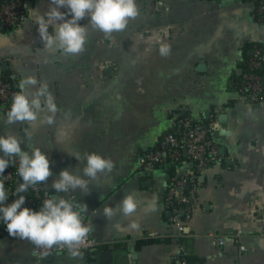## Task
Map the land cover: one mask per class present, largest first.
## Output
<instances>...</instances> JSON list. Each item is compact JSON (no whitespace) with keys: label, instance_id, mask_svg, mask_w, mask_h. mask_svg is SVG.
Returning a JSON list of instances; mask_svg holds the SVG:
<instances>
[{"label":"crops","instance_id":"crops-1","mask_svg":"<svg viewBox=\"0 0 264 264\" xmlns=\"http://www.w3.org/2000/svg\"><path fill=\"white\" fill-rule=\"evenodd\" d=\"M222 1L137 0L139 14L124 30L105 34L89 26L75 55L43 46L30 10L45 11L49 0H29L18 28L0 23V70L15 94L19 80L32 75L57 103L53 124L30 128L29 142L47 153L54 174L43 190L55 192L51 183L61 168L81 171L83 161L70 153L97 151L114 164L89 181L88 193L73 191L87 205L82 215L99 246L37 256L30 241L10 236L0 222V264H178L180 242L193 264H264V102L251 104L236 92L253 45L264 59V24L253 17V0ZM7 110L0 104V118ZM183 115L210 126L223 161L199 176L186 236L176 239L164 202L170 172L145 171L138 162ZM25 127L4 124L0 131L23 138ZM129 193L137 207L125 215L119 204ZM105 206L114 208L110 218ZM146 232L155 238L143 240ZM209 232L225 244L215 246Z\"/></svg>","mask_w":264,"mask_h":264},{"label":"clouds","instance_id":"clouds-1","mask_svg":"<svg viewBox=\"0 0 264 264\" xmlns=\"http://www.w3.org/2000/svg\"><path fill=\"white\" fill-rule=\"evenodd\" d=\"M30 12L45 48L75 55L84 50L89 26L105 34L122 31L139 14V8L137 0H49L45 11L33 8ZM85 17L87 25L80 23ZM18 88L6 114L0 118V125L26 122L27 127L23 138L11 131H0V176L12 164L20 182L11 193L15 196L11 201L9 191L0 183V222L6 225L10 236L26 239L42 249L63 245L76 255L90 227L82 219L87 205L73 199V191L88 193L89 181L110 171L113 161L97 151L70 153L77 161H83L81 171L61 168L51 183L55 192H46L38 208L28 206L24 193L54 175L47 153L29 142L30 128L36 123L53 124L58 108L48 85L39 83L34 76L21 78ZM30 88L34 89L31 94ZM119 207L128 215L136 209L137 202L129 193L121 199ZM103 214L110 218L114 208L105 206Z\"/></svg>","mask_w":264,"mask_h":264},{"label":"built area","instance_id":"built-area-1","mask_svg":"<svg viewBox=\"0 0 264 264\" xmlns=\"http://www.w3.org/2000/svg\"><path fill=\"white\" fill-rule=\"evenodd\" d=\"M28 1L0 0V23L2 26L7 29L20 27L26 18L23 8L26 7ZM253 1L255 2L253 17L264 24V0ZM261 57V47L253 45L236 84L237 95L251 104L264 102V71H261L263 64ZM14 94L15 90L11 82L0 70V104L2 108L10 107ZM175 125V131L165 132L151 149L140 156L138 164L139 168L145 171L161 166L168 168L170 180L164 202L170 209V220L176 226L177 231L174 237L177 239L186 236L184 232L196 201L199 176L220 164L223 161V156L220 153V139L212 134L210 126L204 121L190 115H183L176 120ZM183 150L186 152V159L182 156ZM167 160L171 166H168ZM188 162L192 164L191 168H187ZM10 166L4 170V175L0 176V183H3L9 191V200L11 201L15 199L11 193L14 192L19 182L14 178ZM29 189L31 195L24 193L27 196L26 204L38 208L45 198L46 192L40 184ZM72 198L75 199V196ZM82 219L89 226L88 220L83 215ZM261 223L264 229V208L261 212ZM208 235L212 238L215 246L219 247L226 242V239L218 233L209 232ZM155 236V232H146L144 238H155ZM236 236L237 234L231 232L228 235V241L236 242ZM31 244L32 251L37 256H52L67 248L63 245H54L51 248L42 249L32 242ZM99 245L100 243L91 238L88 233L78 245L77 250L82 252ZM240 248L245 249L244 246H240ZM184 250V244L180 242L175 254L178 264H190L187 260L188 254H185Z\"/></svg>","mask_w":264,"mask_h":264},{"label":"trees","instance_id":"trees-1","mask_svg":"<svg viewBox=\"0 0 264 264\" xmlns=\"http://www.w3.org/2000/svg\"><path fill=\"white\" fill-rule=\"evenodd\" d=\"M253 44H251L249 47H251ZM257 46H259V45H257ZM260 47V46H259ZM251 49V48H250ZM261 50H262V48H261ZM250 56V54H248V53H246L245 54V60L248 58ZM261 59H262V67H261V71H264V59H263V50H262V57H261ZM244 67H245V64H244ZM243 67V68H244ZM3 74L5 75V77L6 78H8L7 76H6V74L3 72ZM239 79H240V77L238 76L237 77V80L239 81ZM10 81V80H9ZM11 85H12V83H11ZM12 87L14 88V86L12 85ZM14 90H15V88H14ZM167 164H168V166H171V163L167 160ZM10 168H11V170L13 171V176H14V178H16L17 180H18V182H20V178H19V176L17 175V173H16V168L14 167V166H10ZM27 194L28 195H31V193H30V189L28 190V192H27ZM151 239H154V238H151ZM143 240H145V241H147V240H150V238H147V239H143ZM187 260L189 261V263L190 264H193V262L191 261V259H190V256H188L187 255Z\"/></svg>","mask_w":264,"mask_h":264},{"label":"water","instance_id":"water-1","mask_svg":"<svg viewBox=\"0 0 264 264\" xmlns=\"http://www.w3.org/2000/svg\"><path fill=\"white\" fill-rule=\"evenodd\" d=\"M229 1H231V0H223L222 3H227Z\"/></svg>","mask_w":264,"mask_h":264}]
</instances>
